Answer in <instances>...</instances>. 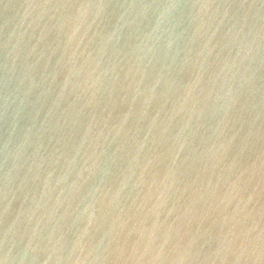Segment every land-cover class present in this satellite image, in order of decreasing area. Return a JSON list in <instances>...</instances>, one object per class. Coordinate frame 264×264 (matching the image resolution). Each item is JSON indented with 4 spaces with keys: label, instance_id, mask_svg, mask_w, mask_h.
<instances>
[{
    "label": "water",
    "instance_id": "95a60500",
    "mask_svg": "<svg viewBox=\"0 0 264 264\" xmlns=\"http://www.w3.org/2000/svg\"><path fill=\"white\" fill-rule=\"evenodd\" d=\"M0 264H264V0H0Z\"/></svg>",
    "mask_w": 264,
    "mask_h": 264
}]
</instances>
